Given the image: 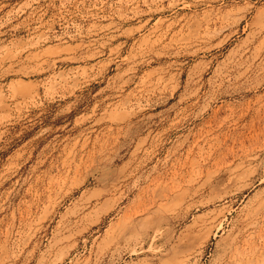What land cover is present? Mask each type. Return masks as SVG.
<instances>
[{
  "label": "rangeland",
  "instance_id": "1",
  "mask_svg": "<svg viewBox=\"0 0 264 264\" xmlns=\"http://www.w3.org/2000/svg\"><path fill=\"white\" fill-rule=\"evenodd\" d=\"M0 264H264V0H0Z\"/></svg>",
  "mask_w": 264,
  "mask_h": 264
},
{
  "label": "bare ground",
  "instance_id": "2",
  "mask_svg": "<svg viewBox=\"0 0 264 264\" xmlns=\"http://www.w3.org/2000/svg\"><path fill=\"white\" fill-rule=\"evenodd\" d=\"M212 8V7H211ZM207 9V8H206ZM210 13V12H209ZM205 18H204V22L206 23V24H209V20H210V18H211V15H207V16H204ZM240 172H242V171H240ZM218 200H220V198L219 197H217V196H211V197H209V198H207V199H201V200H199L198 201V203H196L195 205H194V208L195 209H199V208H201V207H203V206H208V205H212V204H214L216 201H218ZM253 211V210H252ZM190 212V208L186 211V213L185 214H188ZM208 211H206V213H207Z\"/></svg>",
  "mask_w": 264,
  "mask_h": 264
}]
</instances>
